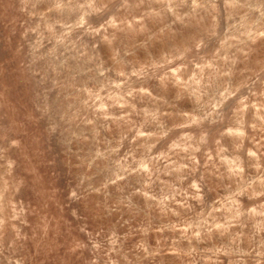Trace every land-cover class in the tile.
<instances>
[{
  "label": "clouds",
  "instance_id": "1",
  "mask_svg": "<svg viewBox=\"0 0 264 264\" xmlns=\"http://www.w3.org/2000/svg\"><path fill=\"white\" fill-rule=\"evenodd\" d=\"M0 264H264V0H0Z\"/></svg>",
  "mask_w": 264,
  "mask_h": 264
}]
</instances>
